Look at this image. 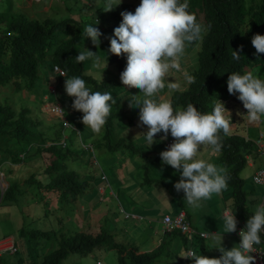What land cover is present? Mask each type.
I'll list each match as a JSON object with an SVG mask.
<instances>
[{
    "label": "rangeland",
    "instance_id": "1",
    "mask_svg": "<svg viewBox=\"0 0 264 264\" xmlns=\"http://www.w3.org/2000/svg\"><path fill=\"white\" fill-rule=\"evenodd\" d=\"M62 1L0 0V15L14 12L15 14H26L31 18L52 17L60 20L71 16V13H68L64 8L60 10L57 6L72 5V9H76L80 14V19L69 25L66 31L57 32L53 40L64 39L67 34L75 36L79 29L82 30L83 35L85 26L93 24L97 20L96 26L103 33L101 43L109 45V37L113 35V28L119 24L122 19V11L126 9L124 3H131L134 10L139 2L138 0H122L120 4L113 5L112 9L107 10V0H68L66 4H62ZM81 2H86L87 6L80 8ZM257 2L258 0H254V3ZM49 4H51L50 7L47 6ZM45 6L48 10L44 9ZM3 25L0 24L1 30L4 29ZM201 25L203 30L200 38L195 42L187 43L181 56L182 68L191 75L198 64V51L201 48V39L206 29L205 23L201 22ZM82 35L76 40L78 50H82V46L97 52L101 57L106 56L105 50L101 46L97 49L92 45L90 39H82ZM103 39L107 42H103ZM110 55L113 59L110 60L106 56L107 67L101 74V80H113L112 93L116 97L117 104L122 105L125 109L124 115L113 120L114 129L111 142L118 143L116 148L107 146L103 138L104 127L100 133H93L90 128L81 123L82 113L71 108L72 98L66 94L64 89V81L67 77L56 75L50 61H45L40 67L39 82L34 87V93L26 89L16 91L12 83L0 86L1 102L11 103L16 111L23 106L33 109L32 115L39 123L38 129L45 134L36 138L38 142L48 144L50 143L49 139L54 138L59 141L60 138L65 137L66 147L64 150L69 152L66 165L81 173L82 179L89 183L86 191H73L65 195L60 194V190H46L45 196L36 200L35 204L31 193L28 192L25 196L26 204L23 213L19 210L22 206L0 203V238L12 235L17 245L15 253L2 256L12 260L33 258L32 260L38 263L44 254L56 247L57 239L55 237L59 236L60 232L61 234L66 233L69 229L70 232L81 231L82 228L89 232H97L101 227H104L114 235L117 242L125 246L144 247L152 244L154 239L158 241L162 239L164 241L162 257L151 264H192L190 259L179 256L190 247L197 254L210 258L219 257L221 253L216 248L219 247V241L215 237L223 231L222 214L229 206L230 191L227 188L220 195H213L199 209H193L187 204L183 192L175 191L174 183L180 179L179 173L171 166L162 165L159 156L161 151L167 149L166 140L154 143L149 147L142 136H136L146 131V126L139 125V108L129 102L131 95H137L138 99L142 98L139 94L140 89L136 86L129 87L120 80L119 73L126 64V55L123 53L119 55L110 53ZM83 66L85 74L100 80L95 75L96 70L91 69L90 61L83 62ZM252 69L255 74L264 78L263 65H253ZM46 79L50 84L56 86V94L45 89L44 81ZM169 79L181 84L179 90L188 86L181 72L173 70L169 74ZM87 84L91 88V84L89 82ZM45 91L49 96L48 101L53 102L57 98L61 101L65 111L64 119L73 127L63 126L64 119L56 118L43 110L46 100ZM175 91L165 88L161 95L164 98H170ZM173 106L179 108V106ZM76 128L80 133L76 131ZM248 130L249 136L252 137L257 133L258 127H250ZM242 132L246 134L245 129H242ZM160 135L162 134H157L156 139H159ZM169 137L171 136L169 135ZM44 138L48 140L44 141ZM29 144L27 141L12 140L10 142L11 147L18 148L20 156L26 155L20 165L30 163L33 166L30 170L45 165L47 161L42 157L41 160L35 159L38 156L37 153L34 155L30 153L31 151L28 154L25 153ZM128 144H132L137 150L129 147ZM200 156L224 169L221 162V151L213 152L208 146V150L201 149ZM251 159H254L258 165H264V156H257V159L255 156H251ZM253 170L254 167L246 164L241 170V177L243 188L247 191L246 206L254 211L255 207L263 201L264 186L254 182ZM24 171L28 175L29 169ZM8 177L12 176L8 175ZM22 179L23 176H17V180L21 181ZM181 209L189 213L192 225L196 229L209 233L210 236L201 238L197 233L193 235V241L190 242L180 234H165L161 224L163 215L169 213L174 216ZM50 211L52 212L50 213ZM22 214H25L26 226L32 224L31 228L40 229L38 234L34 235V239L28 240L23 234V237L20 234L23 225ZM35 217L37 218L32 221ZM47 229L53 230L50 238L45 237L41 232V230ZM28 232L34 233V231ZM239 242L240 238L234 232L222 233L221 244L225 249H230ZM172 255L174 257L171 259ZM60 264H118V251L105 244L95 247L85 255L78 251H72Z\"/></svg>",
    "mask_w": 264,
    "mask_h": 264
},
{
    "label": "clouds",
    "instance_id": "2",
    "mask_svg": "<svg viewBox=\"0 0 264 264\" xmlns=\"http://www.w3.org/2000/svg\"><path fill=\"white\" fill-rule=\"evenodd\" d=\"M121 2L122 0H107V10L112 9L113 5L116 6ZM81 5L84 7L87 6V3L81 2ZM188 8L189 0H139L134 10L125 9L122 11V19L119 24L114 26L113 35L109 37V45L104 43L103 47L106 56L109 58L111 56L110 53L117 55L123 53L126 55V64L119 73L120 80L129 87L136 86L140 89L139 94H141L142 98L138 99L137 95H131V100L128 99L133 106L139 108V125L146 126V131L136 136H142L149 147L154 143L166 140L167 149L159 153L162 165L171 166L179 173L180 179L174 183L175 191L183 192L184 200L187 204L193 209H199L213 195H220L227 188L231 191V187L228 186L229 177L225 166L224 169L220 168L215 163L202 158L200 151L203 146H210L213 152H219L221 151L222 144L221 133L223 135L236 134L244 137L246 141L253 143L251 152L246 155V164H249L251 167L255 165V161L251 159L254 152L257 156H264V149L260 148L257 144L258 139L262 138L264 140V126L262 125L264 124V78L250 71L252 66L243 74L240 72L229 73L226 80L229 94L217 97L212 110L209 112L199 110L192 103L177 108L173 106L171 98H164L161 93L165 88L171 91L181 88L179 82L169 79V74L173 70L181 72L188 84L193 83L195 79L193 75L182 68L181 56L187 43L194 42L200 38L203 26L197 21L195 14L188 11ZM76 22L78 20L74 19V22L69 25ZM97 24L98 21L96 20L95 23L86 25L83 35L82 30L79 29L75 35L74 46L78 51V54L75 56L76 62L83 63L90 61L91 69L96 70L95 75L101 80V74L107 67L106 56L101 57L97 52H93L82 46V50L76 48V40L80 35H82V39L88 38L92 45L97 48L99 47L102 42L101 37L103 33L96 26ZM70 37L72 36L67 38ZM103 42L107 41L103 39ZM251 44L255 49L254 55L259 58V54L264 53V34H254L251 38ZM240 57L238 52H232L233 60L238 61ZM54 66L60 67L65 73L62 75L57 73L54 70ZM52 70L59 77H67L64 81V89L66 94L72 98L71 108L82 113L81 123L85 127L90 128L93 133H100L108 117L111 115L113 105L117 103L113 93L107 90L93 91L82 76L68 77L66 70L57 63H52ZM38 82L39 79L36 86ZM44 84L46 85L45 89H49L53 94L57 93L56 86L50 84L47 79L44 81ZM44 96L46 100L44 99L43 110L56 118L61 117L64 119L65 111L61 101L58 98L53 102L48 101L49 96L46 91ZM54 105L61 107V109L57 107L61 114H57L51 108H48ZM237 108H239L238 113L236 112ZM239 113L249 124H255L258 127L256 137L253 138L247 133H240L232 128L233 122L237 120L239 122ZM62 125L72 126L65 119ZM76 131L80 133L78 128H76ZM157 134H162L159 136V139H156ZM57 143L65 149V137L60 138ZM29 149L30 144L25 153L28 154ZM30 153H32V150ZM17 156L19 158L18 161L21 162L26 158V155L20 156L18 148ZM36 159H38L37 156ZM21 162H8L7 165L0 164V203L10 183L8 175L15 179H17V176H23L22 180H25L30 173L35 172L39 168L30 170L33 167L30 163L24 162L25 165H20ZM257 166L253 170V180L255 183L264 186V183L257 182L254 179L255 174L264 168V165ZM13 168L16 169L12 170ZM28 169L29 173L26 175L24 170ZM229 198V206L222 214L223 231L215 237L219 241V247L216 248L220 251L221 255L210 258L197 254L190 247L179 256L190 259L192 264H259L255 255L261 253V264H264V248L261 246L264 245V198L255 207L246 224L232 210V196L230 193ZM24 206L22 210L18 208L22 213L24 212ZM180 213H184V218L189 224L190 231L183 232L179 227L167 230L164 227L163 219L166 216L174 219ZM189 217V213L184 209H181L174 216L164 214L161 220L163 232L173 233V235L180 234L185 240L190 242L193 241V235L197 233L201 238L210 236L209 233L196 229ZM36 218L32 219V221ZM22 223L21 236L23 234L28 240L34 239V233H24L22 231L23 228L27 231L34 229L31 228L32 224L26 226L23 214ZM34 230L39 231L40 229ZM49 230L51 237L52 229L41 231ZM81 231L89 232L85 228H82ZM74 232L77 231L70 232L69 229L68 232L63 234ZM232 232L240 238V242L230 249H225L221 244L222 233ZM61 235L60 232L59 236L55 237L57 239L56 247ZM163 245L164 241L157 248L147 251H140L138 246L126 247H135L137 248V253H142L154 251ZM16 251L17 245L14 236L7 235L0 238V258L8 259L2 255L13 254ZM173 257L172 255L170 258L172 259ZM18 259H22L24 262L34 261L32 260L33 258L27 260L23 258L8 260L17 261Z\"/></svg>",
    "mask_w": 264,
    "mask_h": 264
},
{
    "label": "trees",
    "instance_id": "3",
    "mask_svg": "<svg viewBox=\"0 0 264 264\" xmlns=\"http://www.w3.org/2000/svg\"><path fill=\"white\" fill-rule=\"evenodd\" d=\"M189 0L188 11L195 14L199 23H205L206 29L198 51V64L193 70L194 82L183 90H176L171 99L173 105L184 107L194 104L199 110L209 112L216 98L229 94L226 80L229 73H245L251 66L264 65V53L257 58L251 44L254 34H264V0L254 3L251 0ZM260 1V2H259ZM71 17L56 20L52 17L43 19L31 18L26 14L14 12L0 15V86L12 83L14 89H26L34 92L39 78L40 67L45 61L61 65L67 76H82L89 82L93 91H111L114 82L111 79L98 80L84 73L83 63H77L75 56V36L54 41L59 31H66ZM197 41V40H196ZM195 42V41H194ZM236 51L240 59L233 60L232 52ZM110 59L113 57L110 56ZM33 109L23 106L16 111L11 104L0 102V164L19 163L17 148L10 146L12 140L27 141L30 151L38 154L47 162L22 181L10 177V183L4 192L2 202L6 205L16 204L22 210L25 196L29 192L36 202L44 196V191L60 190L62 195L69 192H83L89 187L88 181L82 179L81 173L66 165L69 156L57 140L49 139L48 144L40 143L37 137L45 135L38 129V121L33 118ZM125 114L120 104H114L111 115L104 125L103 138L109 148H116L118 143L111 142L114 129L113 120ZM221 144V162L229 177L231 187L232 210L244 221L253 213L246 206V190L243 188L241 170L246 165V155L251 152L253 143L240 135H223ZM44 141L48 140L46 138ZM129 147H135L128 144ZM36 159V158H35ZM23 217L25 215L23 214ZM23 232L35 231L34 229ZM35 231L34 234H38ZM50 237L49 231H41ZM107 245L118 251V264H151L162 257V246L154 251L137 253V248H127L114 239V235L101 227L97 233L77 231L62 234L58 245L44 255L39 263L24 262L22 259L11 261L0 258V264H60L70 252L78 251L87 254L99 245ZM264 248V245H261Z\"/></svg>",
    "mask_w": 264,
    "mask_h": 264
},
{
    "label": "crops",
    "instance_id": "4",
    "mask_svg": "<svg viewBox=\"0 0 264 264\" xmlns=\"http://www.w3.org/2000/svg\"><path fill=\"white\" fill-rule=\"evenodd\" d=\"M67 1L68 0H63L62 1V4L64 3V4H66L67 3ZM139 1V0H138ZM42 2V1H41ZM35 3V2H34ZM124 5H125V7H126V9H133V5L131 4V3H124ZM48 7H50L51 6V4H49V5H47ZM80 8H82V5H81V3H80ZM60 10L61 9H66L67 10V12L68 13H71V17L72 18H74V19H76V20H79L80 19V14L78 13V11L75 9V10H73L72 9V5H65V7H59V6H57ZM57 7H54V8H56L57 9ZM44 9H46V10H48V8L45 6L44 7ZM55 10V9H54ZM73 11V12H72ZM70 35H66L65 36V38H67V37H69ZM99 46H101L102 47V49H104V47H103V44L101 43ZM98 49V48H97ZM43 66V65H42ZM250 71H252L253 72V69H251ZM242 108H244V107H242ZM72 110V109H71ZM236 112L238 113L239 112V108H237L236 109ZM240 114V113H239ZM235 117H236V115H235ZM238 121V120H237ZM237 121H235V122H233V126H232V128L234 129V130H236V131H238V132H240V133H242V129H245L246 130V133L247 134H249L248 133V129L250 128V127H256L255 126V124H249L248 122H247V120L245 121L244 119H243V116L240 114V118H239V122H237ZM263 125V124H262ZM262 125H261V127H262ZM264 129V128H263ZM258 132V131H257ZM256 135H257V133L255 134V135H253L252 137L254 138V137H256ZM201 149H204V150H208V146H203ZM252 156H255V158L257 159V156H256V153L254 152L253 154H252ZM254 160V159H253ZM255 161V160H254ZM258 164H256V161H255V165H253L252 167H254V169L256 168V167H258L257 166ZM166 214H169V213H166ZM190 218V217H189ZM165 234H170V235H173V233H168V232H166ZM163 240L161 239V240H157V239H154L153 240V242H152V244H150V245H146V246H144V247H139L138 246V248L140 249V251H147V250H153V249H155V248H157L159 245H160V243L162 242Z\"/></svg>",
    "mask_w": 264,
    "mask_h": 264
},
{
    "label": "built area",
    "instance_id": "5",
    "mask_svg": "<svg viewBox=\"0 0 264 264\" xmlns=\"http://www.w3.org/2000/svg\"><path fill=\"white\" fill-rule=\"evenodd\" d=\"M54 70L59 73V74H64L65 72L58 66H54ZM57 107H59L61 109V107L59 105H54L48 108H51V110L57 114H61L60 111H58ZM257 144L259 145L260 148L264 149V140L262 138L257 140ZM255 181L257 182H262L264 183V168L259 170L255 176H254ZM163 223H164V227L167 230H171L173 228L179 227L182 229L183 232H189L190 228H189V224L188 222L185 220L184 218V213H180L176 218L172 219L169 216H166L163 219ZM256 260L258 261L259 264L262 263L261 261V253L258 255H255Z\"/></svg>",
    "mask_w": 264,
    "mask_h": 264
}]
</instances>
